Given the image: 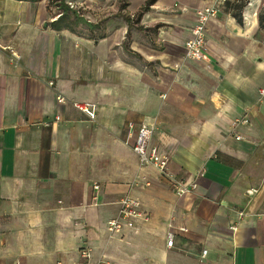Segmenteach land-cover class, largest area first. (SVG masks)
Here are the masks:
<instances>
[{"label": "crops", "instance_id": "crops-1", "mask_svg": "<svg viewBox=\"0 0 264 264\" xmlns=\"http://www.w3.org/2000/svg\"><path fill=\"white\" fill-rule=\"evenodd\" d=\"M146 1L83 0L78 21L55 0H0V264H75L85 247L111 264H264V0H228L203 60L185 41L213 0ZM129 122L154 127L195 191L140 169ZM126 195L150 218L110 236Z\"/></svg>", "mask_w": 264, "mask_h": 264}, {"label": "built area", "instance_id": "built-area-1", "mask_svg": "<svg viewBox=\"0 0 264 264\" xmlns=\"http://www.w3.org/2000/svg\"><path fill=\"white\" fill-rule=\"evenodd\" d=\"M228 0H213L209 6H206L197 11V21L191 29L190 37L185 41V54L184 58L192 60H203L207 55V41H206V28L210 20L216 18ZM250 0H248V4ZM71 8H75V4H69ZM264 5V4H263ZM13 58L16 60L20 59V56L15 52L12 53ZM52 85L53 82H50ZM259 94L264 96V88L259 89ZM59 103H67L68 100L63 95L59 94L57 96ZM71 104L78 109L80 112L85 114L90 120H96L98 116V104L95 102L88 101H70ZM59 119V117H57ZM249 123V118L247 116L235 119L232 122V127L236 128L240 124ZM130 132L134 133V141L132 144L133 151L137 154L139 159L140 169L146 166L154 167L161 175L165 176L173 190L178 196H183L187 193H191L196 190L197 184L195 181L187 182L176 178L169 171V156L160 150L157 145L151 144V138L154 133V127L146 124L137 125L135 122H129L128 124ZM236 139H241L240 134L235 135ZM146 183L147 180L145 177ZM95 190L94 200L98 199V191L100 190L99 183H95L93 186ZM149 215L141 207V202L134 196L126 195L121 198L119 202V209L117 215L110 218L107 221V231L110 236L121 232L125 228L136 229V221L139 219L149 220ZM182 231L186 229L181 228ZM174 232L172 230L168 231L167 235V246L172 247L174 245ZM207 250L204 251V254ZM80 256L82 257V262H77L75 264H111L110 262L99 259L93 260L92 249L89 247L82 248L80 250ZM14 264H20L16 262ZM62 264V263H58Z\"/></svg>", "mask_w": 264, "mask_h": 264}, {"label": "trees", "instance_id": "trees-1", "mask_svg": "<svg viewBox=\"0 0 264 264\" xmlns=\"http://www.w3.org/2000/svg\"><path fill=\"white\" fill-rule=\"evenodd\" d=\"M33 1H36V0H33ZM55 1H58V6H59V8L60 9H62L59 13V17H61L63 14H65V12L66 11H68L69 9H70V5L68 4V3H65L64 2V0H55ZM156 2V0H147L146 1V3H145V5L142 7V10H147L152 4H154ZM73 11H74V14H75V16H76V18H79V20L80 21H84V19L83 18H81L78 14V12H77V10H74L73 9ZM62 12H63V14H62ZM130 21V20H129Z\"/></svg>", "mask_w": 264, "mask_h": 264}, {"label": "rangeland", "instance_id": "rangeland-1", "mask_svg": "<svg viewBox=\"0 0 264 264\" xmlns=\"http://www.w3.org/2000/svg\"><path fill=\"white\" fill-rule=\"evenodd\" d=\"M75 4V8H71L69 9V11H71L72 15L74 16V10H77V12L79 13L78 15L84 19L85 17V13H87L88 9L86 8L85 4L83 3V0H68V4ZM76 18V16H74ZM78 21L79 18H76ZM145 180V179H144ZM147 180V179H146Z\"/></svg>", "mask_w": 264, "mask_h": 264}]
</instances>
